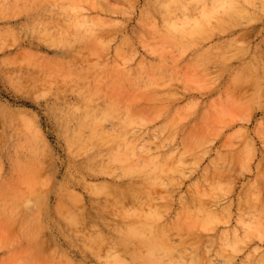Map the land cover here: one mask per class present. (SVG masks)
Returning a JSON list of instances; mask_svg holds the SVG:
<instances>
[{
	"label": "rangeland",
	"instance_id": "374dc122",
	"mask_svg": "<svg viewBox=\"0 0 264 264\" xmlns=\"http://www.w3.org/2000/svg\"><path fill=\"white\" fill-rule=\"evenodd\" d=\"M150 239L264 264V0H0V264Z\"/></svg>",
	"mask_w": 264,
	"mask_h": 264
},
{
	"label": "bare ground",
	"instance_id": "6f19581e",
	"mask_svg": "<svg viewBox=\"0 0 264 264\" xmlns=\"http://www.w3.org/2000/svg\"><path fill=\"white\" fill-rule=\"evenodd\" d=\"M223 5V4H222ZM206 14V13H205ZM223 14V13H222ZM224 16H225V14H224ZM86 29V28H85ZM89 30V29H88ZM84 32H87V31H84ZM89 32V31H88ZM81 33V32H80ZM86 35H87V33H85ZM75 107V106H74ZM89 116V115H88ZM101 125H102V123H101ZM91 140V139H90ZM101 141H103V140H101ZM94 142V141H93ZM88 143V142H87ZM71 145V144H70ZM73 145V144H72ZM73 149V148H72ZM76 150V149H75ZM96 155V154H95ZM87 168V167H86ZM128 170V169H127ZM126 170V171H127ZM129 170H130V168H129ZM125 171V172H126ZM135 171V170H134ZM131 172H133L132 171V168H131ZM134 173V172H133ZM132 174V173H131ZM125 175V174H124ZM129 175V174H128ZM144 183V182H143ZM105 188V187H104ZM104 190V189H103ZM102 190V191H103ZM101 191V190H100ZM101 193V192H100ZM99 193V194H100ZM103 193V192H102ZM98 194V195H99ZM134 194H135V192H134ZM91 195V194H90ZM101 195V194H100ZM104 195V194H103ZM119 201H121V200H119ZM66 221V220H65ZM146 226V225H145ZM133 228H134V230H136L135 229V226H132ZM143 227H144V225H143ZM157 228V227H156ZM132 229V228H131ZM131 229H130V232H131ZM146 231V230H145ZM151 232H152V230H150ZM132 232H133V234H135L134 233V231L132 230ZM150 232V233H151ZM158 234V233H157ZM127 235H128V233H127ZM140 236V238H142L141 237V235H143V234H139ZM129 236V235H128ZM31 237V236H30ZM157 237H158V235H157ZM34 238V237H33ZM154 238V237H153ZM32 239V238H31ZM148 239V238H147ZM146 241V240H145ZM148 241V243H149V248H150V255L148 256V258H146V261H143V262H146V264H153L154 262H157V259L158 260H160L159 258H157V254L159 253V248H161L156 242H155V240L153 241V240H147ZM122 242H123V239H122ZM121 242V243H122ZM125 242V241H124ZM142 242V241H141ZM119 244H120V241H119V243H118V246H119ZM118 246H116V247H118ZM134 247V246H133ZM121 250V249H120ZM127 250V249H126ZM134 250V249H133ZM122 251H125V250H122ZM122 251H120V252H122ZM129 251H130V248H129ZM135 251V250H134ZM163 251H164V249H163ZM166 251V250H165ZM131 252H132V250H131ZM133 253V252H132ZM131 253V255H133ZM135 253V252H134ZM167 253H171V252H167ZM115 254V253H114ZM163 254H165V253H163ZM127 255H128V253H127ZM135 256V255H134ZM160 257V256H159ZM166 257H167V255H166ZM113 258V257H112ZM137 258V257H136ZM168 258H169V255H168ZM173 260V259H172ZM177 261V260H176ZM115 262V261H114ZM124 262H125V260H124ZM128 262L129 261H127V263L126 264H128ZM119 263L120 264H122V262L121 261H119ZM190 263V262H189ZM115 264H117L116 262H115ZM145 264V263H144ZM160 264V263H159ZM162 264V263H161ZM170 264V263H169ZM175 264H176V262H175ZM194 264V263H193Z\"/></svg>",
	"mask_w": 264,
	"mask_h": 264
}]
</instances>
